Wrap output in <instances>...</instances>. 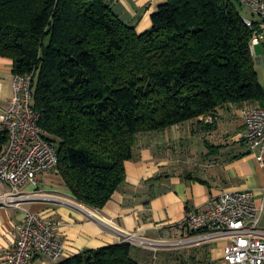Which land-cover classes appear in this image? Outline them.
I'll list each match as a JSON object with an SVG mask.
<instances>
[{
    "label": "trees",
    "instance_id": "obj_1",
    "mask_svg": "<svg viewBox=\"0 0 264 264\" xmlns=\"http://www.w3.org/2000/svg\"><path fill=\"white\" fill-rule=\"evenodd\" d=\"M152 22L138 33L105 0H0V57L13 61L14 75L32 76L56 171L93 210L126 181L140 135L226 107H264L255 30L235 0H169ZM57 264L141 263L123 243Z\"/></svg>",
    "mask_w": 264,
    "mask_h": 264
},
{
    "label": "crops",
    "instance_id": "obj_2",
    "mask_svg": "<svg viewBox=\"0 0 264 264\" xmlns=\"http://www.w3.org/2000/svg\"><path fill=\"white\" fill-rule=\"evenodd\" d=\"M168 1L105 0L138 33L152 28L153 14ZM14 77L13 61L0 57V115L10 104ZM233 107L221 109L214 124L196 119L140 135L134 159L126 163V181L102 210L79 203L57 171L42 175L37 188L23 189L39 197L23 208L54 224L65 259L128 243L134 236L129 244L141 264H226L228 236L211 230L194 234L183 224L188 212L205 211L224 192L251 191L262 208L259 230L264 238V169L244 139L241 108L234 113ZM5 145L0 143V153ZM25 217L23 210L0 206V264L16 245L17 226ZM28 264L57 262L35 255Z\"/></svg>",
    "mask_w": 264,
    "mask_h": 264
},
{
    "label": "built area",
    "instance_id": "obj_3",
    "mask_svg": "<svg viewBox=\"0 0 264 264\" xmlns=\"http://www.w3.org/2000/svg\"><path fill=\"white\" fill-rule=\"evenodd\" d=\"M235 1L254 16V19L244 16V21L255 30L250 44L255 57L256 48L264 43V0ZM32 79L31 75H15L10 104L0 115V124L8 136L0 153V206L20 209L26 214L17 226L16 245L2 264H28L35 255L47 256L54 262L66 257L64 245L56 238L54 224L41 214L23 208L26 202L39 198L36 193H24L23 189L28 185L37 188L39 178L56 171L59 164L56 145L46 138L40 126L41 115L33 107ZM240 115L246 128L244 139L264 169V107H244ZM199 120L209 125L215 123L216 117L202 116ZM4 188L6 191L2 192ZM261 212L253 192H224L210 200L205 211L188 212L183 228L198 232L211 230L228 236L224 249L226 264H264V238L259 230ZM134 239L129 236L128 243Z\"/></svg>",
    "mask_w": 264,
    "mask_h": 264
},
{
    "label": "rangeland",
    "instance_id": "obj_4",
    "mask_svg": "<svg viewBox=\"0 0 264 264\" xmlns=\"http://www.w3.org/2000/svg\"><path fill=\"white\" fill-rule=\"evenodd\" d=\"M237 8L239 9V11L241 12V14L243 16H245L247 18H250V19H254L253 14L246 7H244L241 4L237 3ZM256 51H257V54L254 57L255 58L256 71H257L258 76H259L260 84L264 88V43H261V45H259L256 48ZM259 59H260V61H259ZM258 106H260V105H257V106L255 105L253 107H258ZM248 107H252V106H248ZM239 108H244V107L234 106L233 107L234 113H237V111H239Z\"/></svg>",
    "mask_w": 264,
    "mask_h": 264
}]
</instances>
